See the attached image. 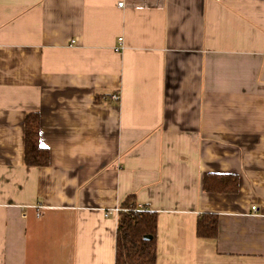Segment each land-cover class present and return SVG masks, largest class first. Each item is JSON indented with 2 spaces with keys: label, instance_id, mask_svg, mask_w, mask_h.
Returning <instances> with one entry per match:
<instances>
[{
  "label": "crops",
  "instance_id": "obj_1",
  "mask_svg": "<svg viewBox=\"0 0 264 264\" xmlns=\"http://www.w3.org/2000/svg\"><path fill=\"white\" fill-rule=\"evenodd\" d=\"M129 196L157 264H264V0H0V264H115Z\"/></svg>",
  "mask_w": 264,
  "mask_h": 264
},
{
  "label": "trees",
  "instance_id": "obj_2",
  "mask_svg": "<svg viewBox=\"0 0 264 264\" xmlns=\"http://www.w3.org/2000/svg\"><path fill=\"white\" fill-rule=\"evenodd\" d=\"M24 159L29 167L45 168L50 165V152L41 145L40 117L37 113L26 117ZM238 187L239 178L236 175L207 174L202 181V188L207 193H233ZM120 208L115 264H157V213L137 204L134 196H129ZM218 231L217 217L203 216L199 219V238H215Z\"/></svg>",
  "mask_w": 264,
  "mask_h": 264
},
{
  "label": "built area",
  "instance_id": "obj_3",
  "mask_svg": "<svg viewBox=\"0 0 264 264\" xmlns=\"http://www.w3.org/2000/svg\"><path fill=\"white\" fill-rule=\"evenodd\" d=\"M123 5H124V3H123V2H120L118 6H119L120 8H122ZM112 100H113L114 102H119V101H120V97H119V95H115V96H113ZM256 210H257V208L254 207V208H253V211H256ZM121 211H122L121 208H118V209L115 210V213H117V214L119 215Z\"/></svg>",
  "mask_w": 264,
  "mask_h": 264
}]
</instances>
